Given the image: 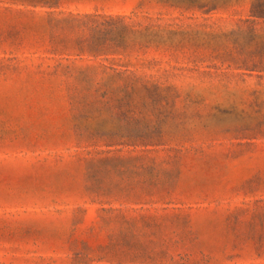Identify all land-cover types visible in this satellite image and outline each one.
Wrapping results in <instances>:
<instances>
[{"label": "rangeland", "instance_id": "374dc122", "mask_svg": "<svg viewBox=\"0 0 264 264\" xmlns=\"http://www.w3.org/2000/svg\"><path fill=\"white\" fill-rule=\"evenodd\" d=\"M0 264H264V0H0Z\"/></svg>", "mask_w": 264, "mask_h": 264}]
</instances>
